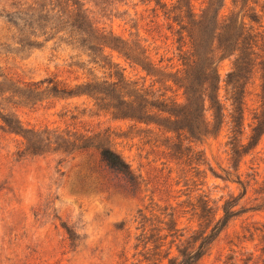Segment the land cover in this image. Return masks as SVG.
<instances>
[{
    "label": "rangeland",
    "instance_id": "rangeland-1",
    "mask_svg": "<svg viewBox=\"0 0 264 264\" xmlns=\"http://www.w3.org/2000/svg\"><path fill=\"white\" fill-rule=\"evenodd\" d=\"M190 5L204 15L192 39L174 23ZM233 11L235 29H220L217 13ZM243 15L264 36V0H0V264L180 263L226 204L235 215L190 264H264V135L232 159L229 126L196 123L202 94L231 108ZM258 48L245 144L264 89ZM105 147L140 177L135 195L101 162Z\"/></svg>",
    "mask_w": 264,
    "mask_h": 264
},
{
    "label": "trees",
    "instance_id": "trees-1",
    "mask_svg": "<svg viewBox=\"0 0 264 264\" xmlns=\"http://www.w3.org/2000/svg\"><path fill=\"white\" fill-rule=\"evenodd\" d=\"M81 1V0H79ZM88 4V3H87ZM76 5V4H74ZM73 5V6H74ZM85 4L83 5V7ZM180 15H177V19L174 20V23L177 24V26L180 27L177 34L182 35L186 34V37L188 39H192L191 31L194 26H196L197 23H201L204 21V15L198 16L197 13H195V10L192 5L189 7L188 16H182L184 11L181 8H175ZM208 11V10H207ZM206 12V11H205ZM220 12V11H219ZM217 13L215 21L220 26V29H232L234 30L236 27L235 22V12H231L230 16H220V13ZM187 13V12H185ZM93 11L90 10V8H86L83 12L79 11L78 16L85 22H92L93 18ZM257 16H248L243 15L241 20L239 21V29L241 30L240 35L238 36V39L236 40V46L237 48L234 50V52H238V54L235 57V61L233 63V68L230 73L227 75L226 79V88H227V102H230V109L227 111L226 115H223V112L225 109L221 106V102L218 98V96L215 97V102H213V99L211 97H208L207 95L202 94V97H200V102H202V108H203V114L202 116H198L196 118V123H201V125H205L206 127H209L220 120V127L223 125L229 126V141L227 142V145L230 146L232 159L235 157H239L242 153V157L249 155L251 152H254V150L257 148L261 137L264 135V89L262 87V95L257 94V101H256V108H254L252 111V123L248 126L250 129V134L246 138L248 141L247 144H245L242 140L245 135V128H244V122H245V107L247 106V102L245 101V86L248 84V80H251V77L247 79V75H254L257 74L258 71L255 69L257 64L256 60L260 59L257 50H259V46L264 47V36L260 38L259 33L254 34V25L258 23ZM204 23V22H203ZM94 29L96 31H100L99 28L100 23L96 22L93 23ZM263 26H260V28ZM219 30V29H218ZM183 38H181L178 42H181ZM241 41V42H240ZM240 42V43H239ZM261 43V45H259ZM241 45V46H240ZM245 45V47H244ZM183 48V46H182ZM180 51V49H178ZM185 56V55H184ZM130 60V58H128ZM183 66L187 67V56L182 58ZM260 63L259 65H261ZM206 76V82L210 84V86L213 85L214 82H216L217 86L220 82L219 73L216 67H213V65H210L205 72L202 74ZM264 79V76H263ZM218 90V88L216 87ZM195 94L198 93L197 90H193ZM185 94L187 95V100L190 102L191 99H196V95H193L192 98H190L191 93L186 90ZM189 97V98H188ZM198 100V99H197ZM209 102L210 107L209 110L213 111L212 119L211 121L207 120L204 116L205 113V107L206 103ZM196 106H198L196 104ZM196 114L198 111H195ZM201 112V110H200ZM227 120L225 122V119ZM200 121V122H199ZM200 129H193V134L197 135L199 134ZM210 132H206V136H209ZM193 143V141L189 140V144ZM100 159L101 162L105 165V167L111 171L112 173L120 176L131 188V191L129 193L135 195L137 191L141 188V183L139 182L140 177H136L131 170L130 165L122 158L120 154H118L115 150H113L110 147H105L100 150ZM247 193V191H246ZM229 204H226L223 207V213L224 216L216 222L214 225L211 234L206 235L202 238L201 244L199 247L189 255L182 254V256L185 257V260L183 262L178 263L177 260H175L174 264H190L193 260L201 257V251L204 248L205 243L211 239L213 233L219 229L221 226V229H223L227 225V221L230 217L235 215L234 211L228 208ZM207 208V207H206ZM203 211L206 213L207 209ZM210 209L208 210V212ZM204 218V217H203ZM216 219V216L214 217ZM214 219V220H215ZM211 227L207 228V230ZM206 230V231H207ZM206 234V233H204Z\"/></svg>",
    "mask_w": 264,
    "mask_h": 264
}]
</instances>
